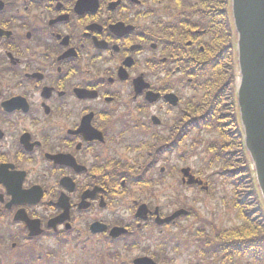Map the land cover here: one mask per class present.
Returning a JSON list of instances; mask_svg holds the SVG:
<instances>
[{"label": "flooded vegetation", "instance_id": "1", "mask_svg": "<svg viewBox=\"0 0 264 264\" xmlns=\"http://www.w3.org/2000/svg\"><path fill=\"white\" fill-rule=\"evenodd\" d=\"M192 2L222 12L223 0H0V264L155 256L157 176L126 163L190 120L192 64L216 24ZM116 226L128 233L112 239Z\"/></svg>", "mask_w": 264, "mask_h": 264}, {"label": "trees", "instance_id": "2", "mask_svg": "<svg viewBox=\"0 0 264 264\" xmlns=\"http://www.w3.org/2000/svg\"><path fill=\"white\" fill-rule=\"evenodd\" d=\"M215 4L221 6L219 2H198L195 3L196 6L191 3L190 13L198 17L197 11L201 15L206 13L204 12L206 6L209 11L214 9ZM218 12L219 10L208 12L212 14L216 22L211 24L210 30L217 31L216 35L213 31L211 32L212 38L214 37L213 46L217 43V55L210 57V52L212 53L214 48L206 47V62L199 63L197 69L193 71L205 83L198 86L195 93L198 95L194 97L191 104V110L198 109L202 116L192 119V115L190 126H207V128L215 129L212 131L220 136L215 148L218 155L219 151L223 154L218 163L222 160L226 163L223 171L227 172L233 180L235 189H232L231 207L237 212V222L229 226H217L198 219V222L206 226L207 231L204 233L199 230L196 235L203 238L199 247L207 259V264H226L234 257L239 259L238 264H242L241 260L244 259L245 264H264V207L251 176L249 159L242 145V130L235 112L234 65L230 67L229 77L225 65L226 60L232 62L233 53L230 46L232 28L228 17V0H223L222 12L217 16ZM205 65L206 73L200 72L199 69H203ZM217 67L218 70H216ZM191 77L195 78V76ZM205 91L207 95L202 96ZM226 110L229 112L227 113ZM218 128L223 131H217ZM225 147L227 150H221ZM229 161H231L230 168H228ZM208 227L211 228V232ZM249 260L251 263L248 262Z\"/></svg>", "mask_w": 264, "mask_h": 264}, {"label": "water", "instance_id": "3", "mask_svg": "<svg viewBox=\"0 0 264 264\" xmlns=\"http://www.w3.org/2000/svg\"><path fill=\"white\" fill-rule=\"evenodd\" d=\"M236 33L237 106L244 147L252 162L256 183L264 202V0H231ZM188 170H183L186 176ZM193 178L189 184H193ZM144 213L140 209L138 216ZM185 211H178L159 224L168 223ZM122 230H113L114 236ZM136 264H152L141 259Z\"/></svg>", "mask_w": 264, "mask_h": 264}, {"label": "rangeland", "instance_id": "4", "mask_svg": "<svg viewBox=\"0 0 264 264\" xmlns=\"http://www.w3.org/2000/svg\"><path fill=\"white\" fill-rule=\"evenodd\" d=\"M231 72V68H228ZM227 113L229 112L226 110ZM220 138L218 135L207 134L203 131L200 134H191L185 144L178 146V153L183 157L182 162H178L176 155H162V162L159 164L160 167H174V174L171 179H166L163 185L159 189V197H168L172 203L178 204L181 208L187 210H193L195 213L199 214L201 217L213 222L216 225L229 226L232 222L236 221V211L232 209V192L230 182L225 176L220 177L216 174L218 171L224 172L225 162L222 160L220 163H214L213 165H205L207 161L213 160L217 157L209 147V144L215 142ZM222 148L221 150H227ZM221 156H223L221 154ZM230 163L228 168H230ZM232 165H235L232 163ZM189 167L191 170V175L196 179L199 178L202 182L206 183L208 192H200L195 188L185 189L181 184V176L179 170L182 167ZM210 168V169H209ZM180 175V174H179ZM235 189V188H234ZM133 190H137L135 187ZM169 200H164L163 198L158 199L160 206H163V213L171 211L173 207L165 208V205ZM190 220L186 222H181L182 225L189 224ZM178 232L176 230L169 231L167 235H176ZM195 249L194 246L188 249L189 255H185L184 251L175 252V254L169 255L172 264H190V255ZM179 255V256H177ZM181 255V256H180Z\"/></svg>", "mask_w": 264, "mask_h": 264}]
</instances>
